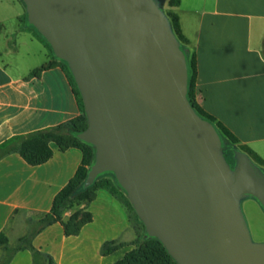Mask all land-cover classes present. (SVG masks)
Returning <instances> with one entry per match:
<instances>
[{
	"label": "water",
	"instance_id": "water-1",
	"mask_svg": "<svg viewBox=\"0 0 264 264\" xmlns=\"http://www.w3.org/2000/svg\"><path fill=\"white\" fill-rule=\"evenodd\" d=\"M28 19L68 62L96 147L87 183L114 171L148 233L178 264H264L239 209L264 206L247 155L234 173L215 125L188 97L184 50L154 0H23Z\"/></svg>",
	"mask_w": 264,
	"mask_h": 264
},
{
	"label": "crops",
	"instance_id": "crops-1",
	"mask_svg": "<svg viewBox=\"0 0 264 264\" xmlns=\"http://www.w3.org/2000/svg\"><path fill=\"white\" fill-rule=\"evenodd\" d=\"M172 9L189 40L186 54L196 55V101L230 129L236 145L264 158V0H181ZM4 15L0 12V147L81 114L64 64L24 16ZM47 63L52 65L35 71ZM49 145L52 156L38 164L17 150L0 158V233L9 244L38 230L55 195L82 163L80 147ZM130 201L116 182L99 184L93 198L79 206L91 219L78 232L66 234L56 221L32 235L38 263L115 264L145 235ZM109 241L121 246L105 253ZM8 264H35L33 250H16Z\"/></svg>",
	"mask_w": 264,
	"mask_h": 264
},
{
	"label": "trees",
	"instance_id": "trees-1",
	"mask_svg": "<svg viewBox=\"0 0 264 264\" xmlns=\"http://www.w3.org/2000/svg\"><path fill=\"white\" fill-rule=\"evenodd\" d=\"M23 3L24 1L21 0ZM181 0H168L169 9L166 12V18L170 29L176 36L180 47L184 50L189 40L183 33L180 25L179 15L172 7L179 5ZM25 4V3H24ZM26 6V5H25ZM2 24L0 22V28ZM40 37L48 44V40L40 32ZM51 45V44H50ZM52 47V46H51ZM185 52V51H184ZM186 54V52H185ZM188 63V92L187 97L191 105L195 108L196 112L203 118L211 121L217 128L221 139L227 138L231 143L236 144L238 142L237 137L230 131V129L216 116L206 111L195 99V85L197 75V61L196 55L193 53L191 56L186 54ZM63 61H65L63 59ZM52 63H47L43 67L35 70H41L51 66ZM64 68L70 73L72 84L75 86L74 90L77 94L79 108L81 114L60 123L58 125L47 127L38 131L23 135L5 145L0 147V158L12 150H17L21 155L30 163L38 164L46 161L52 156V149L49 145L50 141H55L61 149H66L70 146H78L82 150V163L78 167L76 173L70 178L67 184L55 195L50 211L45 214L39 220V228L51 224L56 221H60L66 234H74L79 231L81 226L91 219V214L84 209L85 215L79 217V208L83 202L91 200L94 196V190L99 184H111L116 182L126 193L127 191L122 187L118 181L116 175H102L99 173L94 181L90 184L87 183L91 166L95 162L96 147L94 144L85 141L79 137V133L86 130L89 121L86 113L83 96L74 78L72 70L65 61ZM246 154H248L255 162L264 165V158L259 156L254 150L247 146H240ZM114 173V171H113ZM128 195V193H127ZM130 204L134 207L133 203ZM76 207L72 215L64 219V212L68 208ZM143 226L146 230L145 235L138 238L135 242V247L128 250L124 257L118 260L115 264H178L175 258L169 253L164 243L156 236H152L148 233L146 226L143 222ZM38 230H35L31 234L20 237L14 245H10L8 237L5 233H0V245H3L6 249L5 254L0 259V264H8L13 253L24 247H29L34 253V263H38L39 252L34 248L31 243L32 235ZM121 246L120 243L109 241L105 243L104 252L108 253ZM49 264L52 263L51 259L48 260Z\"/></svg>",
	"mask_w": 264,
	"mask_h": 264
},
{
	"label": "rangeland",
	"instance_id": "rangeland-1",
	"mask_svg": "<svg viewBox=\"0 0 264 264\" xmlns=\"http://www.w3.org/2000/svg\"><path fill=\"white\" fill-rule=\"evenodd\" d=\"M154 1L157 4L158 8L162 11V13L166 15V12L169 6L168 0H154ZM24 3L21 0H0V12H3V14H6L4 16H6L5 18L9 20L11 18V15L13 14H18L22 17L24 16L26 23H28L35 31L39 32V30L32 23L29 22L27 6H25L26 4ZM46 45L48 47L49 52L52 55H54L56 59H59L61 63L65 64V61H63V59L59 58L55 54L51 45L48 43H46ZM183 47L185 51V49H187V46L184 45ZM221 152L231 170V173H234V171L238 167L240 163V157L242 155H247L251 159L257 173L260 176L264 177V165H261L255 162L248 154H246L244 149H242L240 146L234 143H231L227 138H223ZM110 174L114 175L115 173H113V171L111 170H106L101 173V176L110 175ZM238 203H239V209H240L241 215L244 219V222L248 229L251 240L254 243L264 244V206L255 196L251 194L241 195ZM78 211H79L78 212L79 217H83L85 215L84 208L80 207ZM137 219L138 217L135 215L134 221L135 220L137 221ZM142 228L145 233L146 230L143 225H142ZM8 242H9V238H8ZM10 245L12 244L10 243ZM2 247H3V250L0 249V259L3 257V255L6 252V249L4 248L3 245Z\"/></svg>",
	"mask_w": 264,
	"mask_h": 264
}]
</instances>
